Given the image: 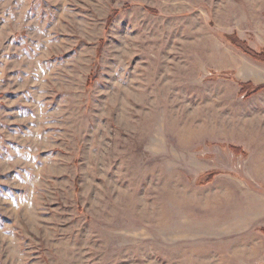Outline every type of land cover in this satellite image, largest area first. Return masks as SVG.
<instances>
[{
  "label": "rangeland",
  "instance_id": "obj_1",
  "mask_svg": "<svg viewBox=\"0 0 264 264\" xmlns=\"http://www.w3.org/2000/svg\"><path fill=\"white\" fill-rule=\"evenodd\" d=\"M230 37L264 54V0H0V264H264Z\"/></svg>",
  "mask_w": 264,
  "mask_h": 264
},
{
  "label": "trees",
  "instance_id": "obj_2",
  "mask_svg": "<svg viewBox=\"0 0 264 264\" xmlns=\"http://www.w3.org/2000/svg\"><path fill=\"white\" fill-rule=\"evenodd\" d=\"M230 41L231 43L236 47L238 48L239 50H241L243 53H245L246 55L256 59V60H259L261 62H264V54H257V53H254L253 51H251L247 45L245 43H240L237 39L233 38V37H230ZM252 87L251 84H245L243 85V89L244 90H248ZM251 90V89H250ZM264 90V86H261V87H256L254 92H260V91H263Z\"/></svg>",
  "mask_w": 264,
  "mask_h": 264
}]
</instances>
